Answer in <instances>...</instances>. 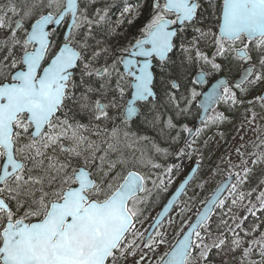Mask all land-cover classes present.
Returning a JSON list of instances; mask_svg holds the SVG:
<instances>
[{"label":"snow or ice","instance_id":"1","mask_svg":"<svg viewBox=\"0 0 264 264\" xmlns=\"http://www.w3.org/2000/svg\"><path fill=\"white\" fill-rule=\"evenodd\" d=\"M220 105L256 136L185 220ZM260 120L264 0H0V264H264Z\"/></svg>","mask_w":264,"mask_h":264},{"label":"rangeland","instance_id":"2","mask_svg":"<svg viewBox=\"0 0 264 264\" xmlns=\"http://www.w3.org/2000/svg\"><path fill=\"white\" fill-rule=\"evenodd\" d=\"M257 111H259V109H257ZM258 122L261 125H264V120H260ZM232 128L233 127H227L226 128V135H223L222 140L212 141L208 145L209 147L214 148L216 146V144H219L217 146V148H219V150L216 153H214V155H211V157H210L206 152H204L205 159L202 162L203 170H202V173L200 174L198 181L200 179H203L206 182L205 187L203 189H199V188H196L195 184L192 186L190 192L196 193L195 202L190 205L191 211L186 212V214L184 216L185 220H193V218L195 217L196 211L202 207L201 201H202L203 197L213 188V186L219 180L221 182V179H223L224 177L227 176V171L223 170L220 172L219 175L212 177V176L208 175L209 168L210 167L215 168L217 164H220V157L221 156L228 157L231 154V159L234 162L237 161L238 157L235 154V149L237 147H239L240 144L247 143L248 141L255 139L256 133H254L253 131L250 130L247 123L245 125H243V127L241 128L240 131H237L238 133L242 134V136H240V137L234 138L230 135H227V133H231L233 131ZM241 137H243V140H241ZM209 157H210V159H209ZM220 167H221V169L225 168V166L223 164H220ZM249 187H250V185H249ZM189 196H192V194H187L183 198V200L181 201V206H182L183 201L187 200V198ZM157 212H156V208H155L151 212V215L155 216ZM172 215L175 216V211H173ZM241 215H243V213H241ZM165 223H167V220L165 221ZM147 226L148 225L146 223L144 225V227H147ZM178 233H179V221H177V227L175 228V230L169 229V242L170 243L175 242V240L177 239ZM161 251H163V249H161Z\"/></svg>","mask_w":264,"mask_h":264},{"label":"flooded vegetation","instance_id":"3","mask_svg":"<svg viewBox=\"0 0 264 264\" xmlns=\"http://www.w3.org/2000/svg\"><path fill=\"white\" fill-rule=\"evenodd\" d=\"M209 82L211 83L212 81L210 80ZM198 90H200V89H198ZM219 110L220 111H225L226 115H228L231 118V122L230 123H226V124H229V125L233 126V128H232L233 131L229 135L234 137V138H237L238 136H240L241 134H239L237 132V130L242 128L241 125H242V122H243V117H242L243 108L237 109L234 112H228V111H226V109H225V107L223 105H220L219 106ZM194 111H195V108H194ZM226 124L222 125L219 129L213 127L210 130H208L206 132L205 136H204V139H207L208 137H212V139L210 140L209 144L212 141L222 140L221 136L219 135V133L222 132L223 135H226V128H225ZM201 143H203V140L201 141ZM218 145L219 144H216V146L214 148H211V147L208 146L206 149H204V152H206L211 157V155H214V153H216L219 150V148H217ZM201 173H198V179H199ZM219 182H220V180L215 185H217Z\"/></svg>","mask_w":264,"mask_h":264},{"label":"trees","instance_id":"4","mask_svg":"<svg viewBox=\"0 0 264 264\" xmlns=\"http://www.w3.org/2000/svg\"><path fill=\"white\" fill-rule=\"evenodd\" d=\"M139 24L136 27L130 28V29H125L124 31H126V35L124 37L121 38V43H127L128 40L132 39L133 36L136 35L138 28H139ZM190 34V33H189ZM142 134H146L150 137L154 136L155 134L150 131V130H142L141 131ZM164 146V145H161ZM185 165L187 166H191V164L188 161H184Z\"/></svg>","mask_w":264,"mask_h":264}]
</instances>
